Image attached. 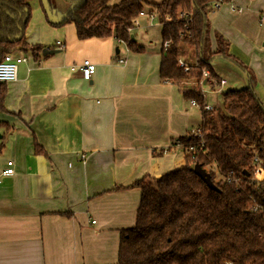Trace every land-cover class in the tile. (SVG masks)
<instances>
[{"label":"crops","instance_id":"obj_1","mask_svg":"<svg viewBox=\"0 0 264 264\" xmlns=\"http://www.w3.org/2000/svg\"><path fill=\"white\" fill-rule=\"evenodd\" d=\"M30 7L26 42L59 52L38 62L31 52L14 54L26 61L6 84L8 114L0 113L10 127L0 128V171L15 164L14 176L0 181V264H117L121 231L135 225L140 206L133 184L185 165L178 140L203 124L202 112L162 81V26L158 37L144 34L155 18L149 6L133 30L141 53L113 37L79 40L74 24L49 23L41 0ZM51 7L60 23L72 5L51 0ZM209 19L212 49L215 32L229 41L264 105V0H232ZM84 60L96 65L91 81L80 74ZM215 60L220 85L209 83L207 96L223 101L225 91L248 86V73L233 63L223 71Z\"/></svg>","mask_w":264,"mask_h":264},{"label":"trees","instance_id":"obj_2","mask_svg":"<svg viewBox=\"0 0 264 264\" xmlns=\"http://www.w3.org/2000/svg\"><path fill=\"white\" fill-rule=\"evenodd\" d=\"M30 1L0 0V62L16 52H31L35 62L46 57L43 46L26 42ZM64 1L72 7L60 23L48 18L52 26L72 23L79 40L113 37L136 53L144 48L133 30L149 6V14L162 26L160 77L177 84L187 101L199 103L203 115L200 134L193 131L178 140L185 150L183 167L133 184L141 190V201L135 225L121 231L117 264H264V179L255 173L258 166L264 169V105L255 77L230 54L229 41L215 32L216 48L211 47L213 3L232 0H121L116 5L111 0ZM48 3L51 7V0ZM180 58L187 71L179 65ZM215 59L230 61L250 80L245 88L223 93V109L207 111L201 82L212 89L220 85L212 66ZM202 69L209 71L208 79ZM6 94V84H0V113L8 114ZM0 128L10 127L0 120ZM36 147V153L45 154ZM196 164L210 174L218 190L195 174ZM230 175L240 179L238 185L227 182Z\"/></svg>","mask_w":264,"mask_h":264},{"label":"built area","instance_id":"obj_3","mask_svg":"<svg viewBox=\"0 0 264 264\" xmlns=\"http://www.w3.org/2000/svg\"><path fill=\"white\" fill-rule=\"evenodd\" d=\"M231 3V2H230ZM227 3V4H230ZM222 6V4L218 1H215L213 3V10H218L220 9V7ZM231 11L236 12L237 9L234 8V6H230ZM144 15V12L140 13L139 16ZM178 19H182L183 18V14L181 12L178 13L177 15ZM169 46L168 43L164 44V47L167 49ZM26 61L25 57H15L13 54H8L4 57V59L0 62V84H7L10 82H14L17 80L18 78V68L19 65L22 64L23 62ZM120 64H123L124 61L120 60L119 61ZM178 63L181 67H184L185 70H188V65L186 64L185 61L182 60V58H180L178 60ZM79 71L80 74L82 76V78L86 81H91L93 75L96 72V65L93 64L91 61L89 60H84L83 63L79 66ZM202 74H203V78L208 79L210 77V73L208 70L206 69H202ZM225 81H222V84H225ZM201 86H202V91H203V95L205 100L207 99V92H205L203 89V85L201 82ZM191 104L197 108L200 109V105L199 103H197L195 100L191 101ZM205 110H212L213 107L208 103V101L206 100L205 102ZM201 132L200 129H196L194 131V133H196L197 135H199ZM179 143V142H178ZM202 144H204V141L202 140L201 142ZM180 144V143H179ZM256 176L260 178V180H262L264 178V169L261 168L260 166H258L256 168ZM15 174V164L12 160L7 161L5 163V166L3 167V169L0 171V181L4 178V177H9V176H14ZM262 178V179H261ZM227 182L228 183H234V184H239L240 179L236 178V177H232L231 175L229 177H227Z\"/></svg>","mask_w":264,"mask_h":264},{"label":"rangeland","instance_id":"obj_4","mask_svg":"<svg viewBox=\"0 0 264 264\" xmlns=\"http://www.w3.org/2000/svg\"><path fill=\"white\" fill-rule=\"evenodd\" d=\"M178 13H179V10H178ZM178 15V14H177ZM150 26H151V28H146L145 30H144V34H146L147 36H150V37H158V29H157V21H156V19L155 18H151V20H150ZM182 60L183 61H185V59L184 58H182ZM230 63L231 62H229V61H227V60H223V59H218V60H215V62H214V66H216V67H221V69H224L223 71H225V70H227V71H230V70H234V69H228V68H231L230 66ZM225 64V65H224ZM235 66V65H234ZM236 67V66H235ZM236 68H238V67H236ZM239 69V68H238ZM234 81L232 80V83H233ZM205 92H208V89L207 88H205L204 87V89H203ZM208 97V99H209V101L210 102H212L213 104H216L217 103V101H218V105L216 106V107H218V108H220V109H223V101L220 99L221 97H220V95L219 94H216V95H208L207 96ZM221 100V101H220ZM214 108V107H213ZM182 147H183V145L182 144H180ZM259 178V177H258ZM260 179V178H259ZM262 179V178H261ZM264 179V178H263ZM262 179V180H263Z\"/></svg>","mask_w":264,"mask_h":264},{"label":"water","instance_id":"obj_5","mask_svg":"<svg viewBox=\"0 0 264 264\" xmlns=\"http://www.w3.org/2000/svg\"><path fill=\"white\" fill-rule=\"evenodd\" d=\"M44 10L49 18V20L53 23H55L54 17L52 15V10L51 7L48 3V0H41ZM134 39V37H133ZM59 52L58 50H47L44 49L43 50V55H51V54H55ZM194 172L197 176H199L204 182H206V184L213 190H218V188L216 187V185L212 182L211 180V176L210 174L200 165V164H196L194 166Z\"/></svg>","mask_w":264,"mask_h":264}]
</instances>
